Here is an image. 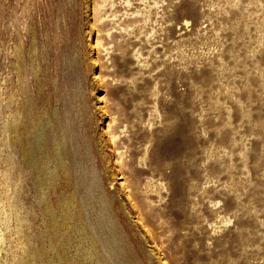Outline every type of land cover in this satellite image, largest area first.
I'll list each match as a JSON object with an SVG mask.
<instances>
[{"label": "rangeland", "instance_id": "374dc122", "mask_svg": "<svg viewBox=\"0 0 264 264\" xmlns=\"http://www.w3.org/2000/svg\"><path fill=\"white\" fill-rule=\"evenodd\" d=\"M0 264H264V0H0Z\"/></svg>", "mask_w": 264, "mask_h": 264}]
</instances>
